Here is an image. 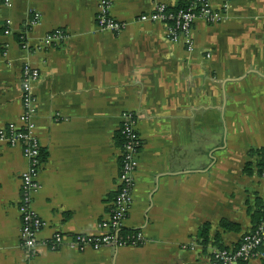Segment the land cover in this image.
<instances>
[{
  "label": "crops",
  "instance_id": "crops-1",
  "mask_svg": "<svg viewBox=\"0 0 264 264\" xmlns=\"http://www.w3.org/2000/svg\"><path fill=\"white\" fill-rule=\"evenodd\" d=\"M189 1L111 0L126 23L115 33L96 28V0H0V127L20 123L21 70L36 68L32 208L44 222L29 255L18 210L27 161L0 142V264H209L251 231L264 204V0H208L220 18H197L177 41L138 21ZM55 29L64 39L46 41ZM127 111L142 143L124 230L141 240L51 250L54 232L97 234L109 216Z\"/></svg>",
  "mask_w": 264,
  "mask_h": 264
},
{
  "label": "built area",
  "instance_id": "built-area-1",
  "mask_svg": "<svg viewBox=\"0 0 264 264\" xmlns=\"http://www.w3.org/2000/svg\"><path fill=\"white\" fill-rule=\"evenodd\" d=\"M97 12L95 26L98 30L121 32L126 23L115 19L111 15V0H96ZM228 0H224L226 7ZM221 14L214 11L208 0H191L184 6L169 8L160 3L151 11L141 14L138 21L158 22L167 29L169 38L177 41L181 36L187 38L195 20L202 18L206 22H214ZM64 39L63 31L55 29L45 35L46 41ZM190 40H187L189 42ZM39 77L36 68L25 64L21 70V103L22 112L20 123L11 122L0 127V142L9 146H20L23 157L27 161L25 169L20 174V199L18 210L20 213V244L29 255H34L38 244V233L44 225L40 216L32 208V197L39 189L38 175L42 164L40 143L34 134L33 116L35 115V96L32 84ZM122 139L120 154V172L116 193L112 199L109 216L99 224L97 234L77 233L67 239L61 232H54L46 242L51 250L63 246L65 243L80 251L86 249L97 250L106 246L119 247L135 245L141 240V234L128 235L124 230V221L132 202L134 173L138 163L141 148V138L136 129V117L133 112H124L121 116L119 128ZM260 173L264 177V150L259 156ZM264 204L258 221L252 230L239 239L234 248H219L213 250L209 264H252L256 258L264 259Z\"/></svg>",
  "mask_w": 264,
  "mask_h": 264
},
{
  "label": "trees",
  "instance_id": "trees-1",
  "mask_svg": "<svg viewBox=\"0 0 264 264\" xmlns=\"http://www.w3.org/2000/svg\"><path fill=\"white\" fill-rule=\"evenodd\" d=\"M119 137H120V134H119ZM121 144H122V139H121ZM260 171H261V169H260ZM261 207H262V206H261ZM261 207H260V209H259V214H258V217H257L256 222L258 221V219H259V217H260ZM256 222H255V223H256ZM252 228H253V227H252ZM251 230H252V229H251ZM236 246H237V245H236ZM261 250L264 252V247L261 248ZM261 260H262V264H264V259L262 258Z\"/></svg>",
  "mask_w": 264,
  "mask_h": 264
}]
</instances>
